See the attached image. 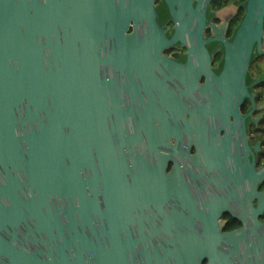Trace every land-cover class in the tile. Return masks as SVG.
<instances>
[{
	"label": "water",
	"instance_id": "obj_1",
	"mask_svg": "<svg viewBox=\"0 0 264 264\" xmlns=\"http://www.w3.org/2000/svg\"><path fill=\"white\" fill-rule=\"evenodd\" d=\"M155 17L153 0H0V264H201L216 253L191 231L164 254L143 243L153 205L166 216L151 232L191 225L161 207L177 204L170 141L191 120L167 85L176 70ZM263 36L264 0H248L230 44L238 63L220 76L207 67L208 89L243 90Z\"/></svg>",
	"mask_w": 264,
	"mask_h": 264
},
{
	"label": "flooded vegetation",
	"instance_id": "obj_2",
	"mask_svg": "<svg viewBox=\"0 0 264 264\" xmlns=\"http://www.w3.org/2000/svg\"><path fill=\"white\" fill-rule=\"evenodd\" d=\"M247 4L248 0H153L157 33L170 41L161 54L176 70L167 85L187 108L185 118L191 120L190 126L179 124L170 141L181 169L174 178L177 204L161 206L168 212L183 209L190 228L186 224L189 230L176 236L170 229L151 232L149 228L161 226L166 216L155 213L154 205L146 212L150 220L141 221L149 236L143 243L160 254L166 246L172 248V239L177 237V244L188 240L191 231L195 246L201 236L215 247L216 253L201 264H264V36L261 45L252 48L243 90L229 85L221 98L218 85L217 94L206 85L207 67L220 76L231 63H238L239 55L232 53L230 44ZM137 32L147 30L139 27ZM151 92L159 98L155 88ZM174 219L179 226L185 223L181 214ZM195 246L191 258H197ZM141 250L137 243L130 254L140 255Z\"/></svg>",
	"mask_w": 264,
	"mask_h": 264
}]
</instances>
